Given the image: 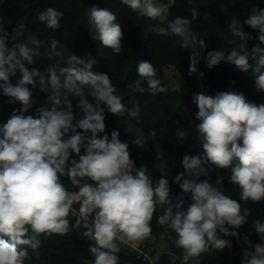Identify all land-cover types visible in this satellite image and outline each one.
<instances>
[{"label": "clouds", "instance_id": "9594fccd", "mask_svg": "<svg viewBox=\"0 0 264 264\" xmlns=\"http://www.w3.org/2000/svg\"><path fill=\"white\" fill-rule=\"evenodd\" d=\"M120 3L148 20H166V27L153 24L151 32L179 37L180 46L193 53L188 75L204 79L198 69L201 52L197 49L207 45L191 28L200 18L197 7H191L190 17L167 20L176 0ZM63 17V12L48 7L37 20L54 32ZM85 17L92 40L115 55L123 54L124 34L112 10L93 4ZM226 23L233 38L228 44L234 47L208 51L206 67L211 70L222 61L231 64L250 74L255 90L264 93V8L252 6L243 21L230 18ZM245 26L257 33L258 43L251 48L253 37L244 31ZM25 29L21 23L9 33L0 18V96L7 103L20 104L0 123V264H26L28 248L37 250L41 236H65L80 228L92 242L90 264H120L121 249L146 264L139 252L122 244L133 249L138 246L146 253L141 243L151 238L154 218L157 226L176 234L174 243L181 250L182 264H201L210 251L231 250L234 245L229 238L246 245L241 248V264H264V221L256 220L249 228L260 243L240 233L251 213L243 205L264 203V103L250 101L233 88L214 95L204 90L193 94L200 148L194 155L183 156V171L171 181L181 193L173 195L167 162L153 180L148 169L131 158L129 143L121 141L120 132H106V113L127 115L139 122V103L128 108L116 95L111 77L93 71L95 58H82L55 38L48 41L47 48L49 58L59 66L48 64L41 72L35 67L41 42L35 36L28 38L35 47L22 42ZM136 71L138 78L128 85L132 92L157 95L168 91L150 60H140ZM17 73L20 79L13 84L11 78ZM29 85H38L47 94V106L35 107V115L29 114L36 105ZM70 98L76 99L75 106ZM156 134L155 129L150 133ZM187 135L184 129L177 131L178 146ZM131 143L146 145L141 139ZM221 169L230 170L228 183L238 189L239 200L225 194V175L217 172Z\"/></svg>", "mask_w": 264, "mask_h": 264}, {"label": "trees", "instance_id": "16d2710c", "mask_svg": "<svg viewBox=\"0 0 264 264\" xmlns=\"http://www.w3.org/2000/svg\"><path fill=\"white\" fill-rule=\"evenodd\" d=\"M97 4L100 7H107L117 16L123 34V54L115 55L111 49L105 48L98 40H92L87 31V20L85 11L87 7ZM197 7L200 18L191 25L192 30L198 37H202L207 45L206 49H197L201 52L198 57V69L204 73V79L198 80L196 75L189 76L190 57L192 49L182 48L179 37L161 36L151 32L153 24L167 26L166 20L151 21L133 13L129 8L123 6L120 0H0V18L3 19L5 30L11 33L12 28L18 24H25L24 36L21 37L29 47H35L29 43L28 38L35 36L41 42L38 49L40 55L37 57V65L41 72L48 64L57 63L55 59H50L48 55V41L55 38L59 44L64 45L70 51L77 53L82 58H95L97 64L93 66L94 72L107 73L116 87V95L122 98V102L128 107L133 108L136 103L140 105L139 122L127 115L124 117H114L106 113V132L110 135L112 130L120 132L122 142L129 143L131 158L139 167H146L149 176L156 180L160 175V168L167 162V169L170 183L174 180L177 173L183 171L182 158L185 154L194 155L200 148L195 131V114L197 107L192 102L194 93L206 91L209 95H214L217 91L234 90L243 92L248 100L257 104L264 103V93H258L254 87V78L248 73H241L233 65L221 62L213 69L206 67L204 57L208 51L231 50L234 45H229L228 40L233 39L228 32L230 18H240L243 21L248 14L249 8L258 6L264 8V0H176L175 6L170 9L167 20L174 19L176 16L190 17L191 7ZM54 7L64 13L61 27L56 31H51L37 20L40 11ZM224 8L226 11H221ZM244 31L249 32L253 39L249 41L251 48L258 41L255 39L257 33L247 26ZM11 44L12 41L9 40ZM59 50V48L57 49ZM228 54L227 52L225 53ZM140 60H150L157 69V77L162 84L168 88L166 93L151 95L147 91L143 94L132 92L128 85L137 79L136 66ZM32 67V66H29ZM167 70L178 71L182 80L185 82L186 90L179 91L174 87V82H168ZM20 79L17 73L12 77V83L16 84ZM235 84H230V81ZM170 81V80H169ZM203 85V89L201 88ZM36 105L30 110L29 114L35 115V107L47 106V94L39 91V86L32 88ZM145 84V88H146ZM87 92V89H85ZM72 99L73 105L76 99ZM7 98L0 96V123L6 122L13 108H19V103H7ZM78 111V109H77ZM128 124L136 129H140L148 136L146 145L141 148L131 143L133 134L128 131ZM156 130V136L150 135L151 131ZM184 129L187 138L183 144L178 146L176 133ZM220 175H225L223 188L226 195L239 200V191L228 183L230 170H217ZM216 173L212 175V182H215ZM63 182L68 185V180ZM70 187V185H69ZM172 194L181 193L180 188L171 183ZM250 210L248 222L241 229V235H249L254 243H260L255 232L249 233V228L256 220L264 221V203L252 204L249 202L243 205ZM158 211L156 215H160ZM70 217V224L75 220ZM151 237H163L168 242L166 248H162L158 260L155 264H182L181 250L175 246L176 234L171 230H165L157 226L155 218L152 221ZM85 229H73L68 235L40 237V247L33 251L28 248L30 259L26 264H90L92 256L88 251V241L82 232ZM231 239L234 247L224 249L221 252H209L201 261V264H241V248L246 245L237 244L234 238ZM159 241V240H157ZM159 248L161 243H156ZM27 247V246H24ZM120 264H142L137 255L130 254L121 249L118 254Z\"/></svg>", "mask_w": 264, "mask_h": 264}, {"label": "rangeland", "instance_id": "374dc122", "mask_svg": "<svg viewBox=\"0 0 264 264\" xmlns=\"http://www.w3.org/2000/svg\"><path fill=\"white\" fill-rule=\"evenodd\" d=\"M166 75L167 78L170 80L169 82L171 83L172 81L174 82V87L179 90V91H185L186 90V86H185V82L182 80L180 74L178 71H172V70H167L166 71ZM128 131H130L135 139H141V140H145L146 138L148 139V136L143 133L140 129H136L133 126H131L130 124H128ZM143 148V147H141ZM159 240V241H157ZM155 242L156 243H161L162 246H160L159 248H164L168 245V242L166 241L165 238L163 237H151L148 240L143 241L141 244H143L146 247V250H148L150 256L153 258V260H158L156 257L160 254V252H157V247L155 248Z\"/></svg>", "mask_w": 264, "mask_h": 264}, {"label": "built area", "instance_id": "2783aa9c", "mask_svg": "<svg viewBox=\"0 0 264 264\" xmlns=\"http://www.w3.org/2000/svg\"><path fill=\"white\" fill-rule=\"evenodd\" d=\"M77 208H78V205H77ZM122 245H124L126 248H129V250L131 252H135V251L139 252L140 255H141L142 260L145 261L146 264H155V261L150 256V254H149V252L147 250H146V253H145V252L139 250V247L138 246L135 249H133V248H131L130 246H128L126 244H122Z\"/></svg>", "mask_w": 264, "mask_h": 264}, {"label": "crops", "instance_id": "0c3cea01", "mask_svg": "<svg viewBox=\"0 0 264 264\" xmlns=\"http://www.w3.org/2000/svg\"><path fill=\"white\" fill-rule=\"evenodd\" d=\"M157 246H155V248H156ZM164 248H166V247H164ZM161 249L162 248H158L157 249V252H160V254L156 257L157 259H159V257H160V255L162 254V252H161ZM163 250V249H162ZM148 251V250H147Z\"/></svg>", "mask_w": 264, "mask_h": 264}, {"label": "water", "instance_id": "95a60500", "mask_svg": "<svg viewBox=\"0 0 264 264\" xmlns=\"http://www.w3.org/2000/svg\"><path fill=\"white\" fill-rule=\"evenodd\" d=\"M168 82H169V80H168ZM72 221H73V219H72Z\"/></svg>", "mask_w": 264, "mask_h": 264}]
</instances>
